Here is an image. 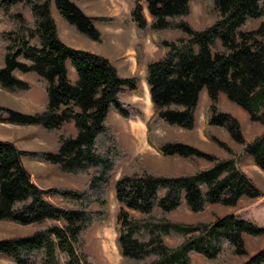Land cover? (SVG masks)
I'll use <instances>...</instances> for the list:
<instances>
[{"label": "trees", "instance_id": "16d2710c", "mask_svg": "<svg viewBox=\"0 0 264 264\" xmlns=\"http://www.w3.org/2000/svg\"><path fill=\"white\" fill-rule=\"evenodd\" d=\"M131 19L139 35L151 33L161 55L146 63L153 114L147 121L148 141L163 155L189 159L193 172H156L135 160L116 173L128 157L112 109L123 117L142 110L123 98L140 92L139 75H123L114 60L102 53L67 44L60 36L53 2L78 32L104 40L99 21L110 18L85 11L79 0H0V87L14 93L33 88L19 75L34 72L46 94L44 109L25 112L0 104V121L74 131L58 135L56 149H20L0 139V220L35 224L23 236L0 239V256L10 264H101L89 249L93 228L110 219V190L119 208L116 243L121 264H197L194 255L217 264H264V246L250 252L247 239L258 244L264 227L238 219L234 213L194 222L174 219L186 205L195 213L212 204L238 209L262 196L239 157L248 155L264 171V129L247 140L239 118L223 109L221 93L240 105L250 120L264 126V0H200L214 20L197 28L188 19L192 0H131ZM171 31L173 35H166ZM69 62L77 72L72 79ZM208 92L206 136L224 148L226 156L200 149L179 138L161 141L159 122L193 129L202 91ZM225 128L239 145L234 150L210 131ZM30 157L57 166L80 182L79 188L36 184L23 164ZM206 161L208 164H202ZM58 198L54 201L51 198ZM173 240V243L169 242Z\"/></svg>", "mask_w": 264, "mask_h": 264}, {"label": "rangeland", "instance_id": "374dc122", "mask_svg": "<svg viewBox=\"0 0 264 264\" xmlns=\"http://www.w3.org/2000/svg\"><path fill=\"white\" fill-rule=\"evenodd\" d=\"M85 11L94 15H106L110 19L99 21L98 26L104 32V40L98 41L90 38L84 33L75 30L67 20L60 14L53 2V14L59 26L61 38L74 47L89 49L97 53H102L114 60L120 67L123 75H139L140 92L127 91L123 98L132 102L142 110V115L133 117H123L115 109L111 110L110 120L118 127L121 133L123 145L126 148L128 157L120 165L116 178H118L125 167L130 166L135 160L149 165L151 170L164 173H179L184 169L186 172L196 170L195 165L189 159L177 155H163L148 141L147 121L153 114V105L150 99L149 87L145 80L146 63L149 59L157 58L161 55V48L153 40L151 33L139 35L136 24L131 19V10L134 3L131 0H79ZM144 11L150 18L146 8L145 0H142ZM200 0H192V11L188 16L189 21L197 28H202L213 22V14L209 12L210 6ZM264 20V14L257 18H252L246 27L258 26ZM166 35H173L167 31ZM1 64V63H0ZM69 75L72 79L77 77V72L69 62ZM19 75L33 83V88L23 93H14L0 87V104L18 108L25 112H35L44 109L46 94L43 84L34 72L21 73ZM208 92L202 91L201 102L197 111V121L193 129H186L180 126L169 125L159 122L155 127V136L161 141L175 138L190 143L207 152L226 156L227 152L217 143L210 140L205 133V111L208 105ZM220 106L236 115L242 125L245 137L250 140L254 133L260 132L264 126L249 118L248 113L237 103L231 101L224 93L219 97ZM210 131L222 141L227 143L234 150L239 149V145L229 136L228 131L221 126H211ZM73 132V124L68 123L59 130L45 131L34 124H17L11 122H0V138L14 142L20 149L46 151L56 149L58 135L61 132ZM24 165L31 173L32 180L42 188L68 187L79 188L80 182L75 177L63 173L57 166L23 157ZM208 164L206 161H200ZM239 166L253 180L262 196L253 204L249 205L244 201V206L234 209L230 206L212 204L203 213H195L188 209L186 205L172 212L174 219L192 221L203 218L214 219L213 211L219 215L239 212L241 216L249 218L258 227H264V172L255 165L253 159L248 155L239 157ZM54 201L58 198L52 197ZM119 204L115 197L114 187L110 190V219L106 223L96 225L92 232V240L89 249L97 256L101 264H121L122 256L119 252L117 239V212ZM248 220V219H247ZM36 228L35 224L22 225L8 220H0V239L23 236L32 233ZM251 253L257 248L264 246V238L255 244L250 238L247 239ZM173 243V240H169ZM197 264H217L208 261L199 255H194ZM11 261L4 256H0V264H10ZM230 264H240L238 260H231Z\"/></svg>", "mask_w": 264, "mask_h": 264}, {"label": "crops", "instance_id": "0c3cea01", "mask_svg": "<svg viewBox=\"0 0 264 264\" xmlns=\"http://www.w3.org/2000/svg\"><path fill=\"white\" fill-rule=\"evenodd\" d=\"M0 122H2V121H0ZM12 123V122H11ZM1 139V138H0ZM1 140H3V139H1ZM23 164H24V161H23ZM235 216L238 218V219H245V220H249V218L248 217H245V216H241L240 214H239V212H236L235 213Z\"/></svg>", "mask_w": 264, "mask_h": 264}, {"label": "bare ground", "instance_id": "6f19581e", "mask_svg": "<svg viewBox=\"0 0 264 264\" xmlns=\"http://www.w3.org/2000/svg\"><path fill=\"white\" fill-rule=\"evenodd\" d=\"M148 95H150V93Z\"/></svg>", "mask_w": 264, "mask_h": 264}]
</instances>
